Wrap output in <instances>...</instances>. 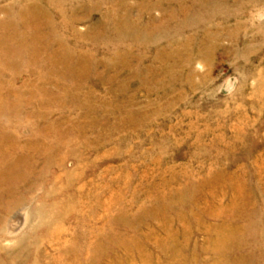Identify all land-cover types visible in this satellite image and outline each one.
<instances>
[{"label": "rangeland", "instance_id": "1", "mask_svg": "<svg viewBox=\"0 0 264 264\" xmlns=\"http://www.w3.org/2000/svg\"><path fill=\"white\" fill-rule=\"evenodd\" d=\"M161 263L264 264V0H0V264Z\"/></svg>", "mask_w": 264, "mask_h": 264}, {"label": "bare ground", "instance_id": "2", "mask_svg": "<svg viewBox=\"0 0 264 264\" xmlns=\"http://www.w3.org/2000/svg\"><path fill=\"white\" fill-rule=\"evenodd\" d=\"M160 197H161V196H160ZM163 197H164V196H163ZM162 199H163V198H162ZM164 199H166V198H164ZM221 212H222V211H221ZM218 213H219V212H218ZM215 216H216V215H215ZM221 217H223V215H222ZM219 218H220V217H219ZM227 220H228V219H227ZM165 224H167V223H165ZM167 225H168V224H167ZM169 227H170V226H169ZM165 229H166V228H165ZM224 229H225V228H224ZM207 231H208V230H207ZM207 231H206V232H207ZM221 231H222V230H221ZM226 231H227V230H226ZM152 232H153V231H152ZM168 232H169V231H168ZM204 232H205V231H204ZM218 232H219V231H218ZM228 232H229V231H228ZM164 233H166V231H165ZM183 233H184V232H183ZM183 233H182V234H183ZM207 233H208V232H207ZM226 234H227V233H226ZM230 234H231V233H228V235H226V236H225L224 234H222V235H224V236H220V235H219L218 238L215 236V237L218 239L217 244H216V246H219V247L217 248V251H218V252L221 251V250H220V249H221V245H222V244H226V243L224 242V240L226 239V237L230 236ZM166 235H167V234H166ZM176 235H177V234H176ZM180 235H181V234H180ZM1 236H2V235H1ZM187 236H188V235H187ZM239 236H241V235H239ZM162 237H163V236H162ZM183 237H184V236H182V238H183ZM185 237H186V236H185ZM221 237H223V238H221ZM151 238H153V237L151 236ZM165 238H166V237H165ZM230 238H231V237H230ZM155 239H156V236H155ZM158 239H159V238H158ZM223 239H224V240H223ZM173 240H174V239H173ZM230 240H231V239H230ZM226 241H227V240H226ZM233 241H234V240H233ZM233 241H232V242H233ZM169 242H170V240H169ZM167 243H168V242H167ZM170 243H172V242H170ZM170 243H169V244H170ZM173 243H174V242H173ZM215 243H216V242H215ZM122 245L124 246V244H122ZM177 245H178V244H177ZM182 245H183V244H182ZM226 245H228V244H226ZM170 247H171V246H170ZM178 247H179V246H178ZM213 248H214V247H213ZM172 249H173V248H172ZM180 249H181V248H180ZM183 249H184V248H183ZM202 250H203V249H202ZM204 250H205V249H204ZM213 250H215V249H213ZM172 251H173V250H172ZM174 251H175V250H174ZM206 251H207V250H206ZM215 251H216V250H215ZM217 251H216V252H217ZM170 252H171V251H170ZM216 252H215V253H216ZM226 253H227V252H226ZM229 253H230V252H229ZM141 255H142V254H141ZM163 255H164V254H163ZM179 255H180V254H179ZM209 255H210V254H209ZM209 255H208V256H209ZM214 255H216V254H214ZM229 255H230V254H229ZM141 257H142V256H141ZM180 257H181V256H180ZM216 257H217V256H216ZM221 258H222V257H221ZM142 259H143V258H142ZM162 259H163V258H162ZM163 260H164V259H163ZM172 260H173V259H172ZM212 260H213V259H212ZM146 261H147V260H146ZM205 261H206V260H205ZM164 262H166V261H164ZM182 263H183V262H182ZM217 263H218V262H217ZM161 264H162V263H161ZM176 264H177V263H176Z\"/></svg>", "mask_w": 264, "mask_h": 264}]
</instances>
